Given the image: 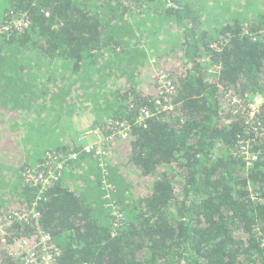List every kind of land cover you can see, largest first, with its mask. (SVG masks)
Here are the masks:
<instances>
[{
	"label": "trees",
	"instance_id": "16d2710c",
	"mask_svg": "<svg viewBox=\"0 0 264 264\" xmlns=\"http://www.w3.org/2000/svg\"><path fill=\"white\" fill-rule=\"evenodd\" d=\"M228 1L226 12L234 2L251 6ZM211 2L0 0V172L6 182L20 173L15 185H0V264H23L8 249L21 240L39 253V232L57 250L52 264H264V13L209 16ZM21 18L27 28L18 30ZM140 23L146 40L167 36L162 55L176 54L177 68L159 61L154 42L142 45ZM149 57L170 74L171 94L146 77ZM56 59L65 70L57 82ZM76 97L90 107L74 131L79 113L66 109ZM254 97L263 104L253 120ZM167 98L169 111L156 106ZM142 110L151 117L140 123ZM39 112L54 123L68 113L66 141L30 166L18 142ZM114 123L128 126L126 138ZM84 126L104 139V172L78 152ZM240 141L256 155L249 166ZM47 155L65 162L41 194L24 179L48 175ZM112 206L124 217L117 227ZM33 207L37 218L11 221Z\"/></svg>",
	"mask_w": 264,
	"mask_h": 264
},
{
	"label": "built area",
	"instance_id": "2783aa9c",
	"mask_svg": "<svg viewBox=\"0 0 264 264\" xmlns=\"http://www.w3.org/2000/svg\"><path fill=\"white\" fill-rule=\"evenodd\" d=\"M13 25L16 29L22 30L23 28H27V23L21 18L17 21H13ZM7 28H3L5 31ZM157 60L152 58L148 61L147 66L152 70L150 73L152 74V78H154L155 83L160 88V93L165 96L169 95L173 92V84L170 80V74L163 71L161 66L157 64ZM168 98L164 99L163 102H156V106L161 108L162 110H170V106L168 105ZM226 102V99H225ZM228 102L234 103V99H228ZM263 104V100L260 97H254L249 104V111L247 112V117L249 119L255 118V116L260 111V106ZM151 117L148 110L141 111V117L139 118V122L141 123L145 118ZM113 127L117 130V134L120 138H126L128 133V126L125 123H114ZM93 136V137H92ZM92 137V139H90ZM78 143L80 144V150L82 154L90 155L97 160V165L102 172H104V163L108 157L107 152L103 150L104 139L100 136L97 130H88L84 132L79 138ZM240 148L238 154L241 155L244 161H246L247 166H249L255 159L256 155L250 153V143L248 141H240ZM78 152H70L67 159H75L78 156ZM237 157H240L236 154ZM48 162L45 164L46 169L48 170V175L45 177L43 175H28V177L24 180L29 182L31 185L37 186L39 188L40 193L44 191V189L52 184L53 182H57L61 176L62 169L64 167V158L62 156H56L52 158L50 155H47L45 158ZM107 192H111V187L106 186ZM40 195V194H38ZM40 199V197L38 198ZM34 206V204H33ZM112 213L114 215L115 220H113V224L115 227L121 224L123 221V213L117 210L112 206ZM38 213L35 208H31L29 210L13 212L11 221L15 220L17 222H26L30 218H37ZM4 227L0 225V236L3 234ZM37 246L39 247V253L35 252L36 250L30 249L28 242L26 240H21L19 242H15L12 247H9L11 255L13 257H19L23 264H52V262L56 259L57 250L55 246L51 243L50 237L43 232H39L37 236Z\"/></svg>",
	"mask_w": 264,
	"mask_h": 264
},
{
	"label": "rangeland",
	"instance_id": "374dc122",
	"mask_svg": "<svg viewBox=\"0 0 264 264\" xmlns=\"http://www.w3.org/2000/svg\"><path fill=\"white\" fill-rule=\"evenodd\" d=\"M228 1V0H227ZM234 0H229L228 2H231ZM245 2H249L246 5H251L250 8V12L252 14H260V13H264V2H262L260 4V2L257 3L256 0H239L240 5H244ZM216 6L214 8V11L210 12L208 15L211 16L213 15V13L219 14V16H223V18H226V16H228V18L231 16V13H242V10H247L248 8H240V6L238 5V3H233V4H229L232 5V7H230L227 9L228 12L225 11V7L224 5V0H217V3H214V0H212L211 5L210 6ZM245 5V6H246ZM226 6V7H227ZM229 14V15H228ZM250 14V13H249ZM243 15V14H242ZM245 16V15H243ZM144 15L142 16V14L139 15V19L143 18ZM138 20V18L136 19ZM137 22H140L137 21ZM143 24V23H142ZM141 23L138 26V36L140 35V40L141 43H143V46H146V44L148 46H152L153 42H154V46L155 47H150L152 49V51L156 50V52L159 55H162L165 51H167V45L163 42L165 40V38L167 36H164L163 32L160 31L158 34L154 33V31L151 33L152 35H157L155 36L156 38H153L152 40H146L145 36L148 35L147 31L145 30V28L143 27ZM148 22L146 23V26H148ZM142 35V36H141ZM164 38V39H163ZM172 41H170L171 44ZM159 45V46H158ZM147 47V46H146ZM172 57L168 58L167 55H162L161 57H165L163 59H160L159 61H161L163 63L164 66H168L169 69H174L177 68V64H178V60H177V55H171ZM152 58V57H149ZM167 59L168 62L165 60ZM57 60V59H56ZM57 61H53L52 62V66L50 68V72H51V80L55 79L56 82L60 79L61 80V73L60 72V68L61 65L57 63ZM90 66V65H89ZM147 70V72H145L146 77L150 76V68L149 66H147V68H145ZM38 74L39 75H49V72H42L41 69L39 68L38 70ZM78 94V92H77ZM78 98V97H76ZM84 98L80 99V101L78 102H73L72 105L70 107H68V109H66V112H68L69 114L72 112V110H74V108L79 107L78 109H82L85 106V102L83 101ZM73 106V107H72ZM68 113H65L64 116L62 117L61 122H56L54 123L53 120L48 119V118H43L44 113H37L35 114L33 117L34 119L32 120H28L27 121V126H29L28 128L23 127L22 130L20 131V134L22 135V133L26 132V134L24 133V135L21 137L20 142H18V144H21L22 148L24 149V151L22 150L23 153V158L24 160L27 162L28 165L35 166L36 160L43 154L45 153V149H52L53 147H55V145L58 144V136L61 132H66L63 131L64 129V124H65V120L68 116ZM55 117V116H54ZM23 117L17 118L14 121H16L19 125L24 126L23 121H22ZM86 116H81L80 118L79 116H77V118L75 119V121H72L70 124H72L74 131H76L80 126L84 125L85 121H86ZM62 124V125H61ZM83 129H86L85 126L83 127ZM90 129V128H89ZM24 131V132H23ZM40 145V147H39ZM47 151V150H46ZM109 160V159H108ZM3 166V165H0ZM126 168H123L121 171L123 173H125L126 176L130 177L128 173H126ZM5 175V173L0 172V185L6 186V185H15L18 181H20V179L18 180V177L20 176V173H18V175H15L13 177H10L11 181L10 182H6L5 178L3 177ZM22 181V180H21Z\"/></svg>",
	"mask_w": 264,
	"mask_h": 264
},
{
	"label": "crops",
	"instance_id": "0c3cea01",
	"mask_svg": "<svg viewBox=\"0 0 264 264\" xmlns=\"http://www.w3.org/2000/svg\"><path fill=\"white\" fill-rule=\"evenodd\" d=\"M60 72H62V73H61V76H63V75L65 74L64 66H63V68L61 69ZM141 77H142V76H141ZM142 80H143V81H146L145 77H143ZM78 101H80V98H76V100H75L74 102H78ZM85 107H90V106H85ZM85 107H83L81 110L78 109L79 107H76V108H74V110H72V111H73V113L78 112L79 114H78L77 116H79V118H80V115H81V116H84V115L86 116V114H87L86 112H87L88 109H84ZM73 113H72V114H73ZM77 116H74V117H73V120H74V121H75V119L77 118ZM64 129H65V126H64ZM65 130H66V129H65ZM83 130H85V131H83ZM88 130H90V129H87V130H86V129H81L80 131H81V132L83 131L82 133H84V132H86V131H88ZM63 131H64V130H63ZM92 137H93V136H92ZM92 137H91L90 139H92ZM65 141H66V140H64V137H63V136H59V137H58V144H60V143L63 144ZM108 159H109V157H107L106 162L108 161Z\"/></svg>",
	"mask_w": 264,
	"mask_h": 264
},
{
	"label": "bare ground",
	"instance_id": "6f19581e",
	"mask_svg": "<svg viewBox=\"0 0 264 264\" xmlns=\"http://www.w3.org/2000/svg\"><path fill=\"white\" fill-rule=\"evenodd\" d=\"M168 105L170 106V104H169V103H168ZM170 109H171V106H170ZM238 152H239V150H238ZM238 152H237V153H238ZM56 257H57V256H56Z\"/></svg>",
	"mask_w": 264,
	"mask_h": 264
}]
</instances>
